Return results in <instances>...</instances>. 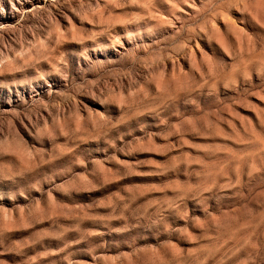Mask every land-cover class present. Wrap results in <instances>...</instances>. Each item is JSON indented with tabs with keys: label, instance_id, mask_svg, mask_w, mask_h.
<instances>
[{
	"label": "rangeland",
	"instance_id": "obj_1",
	"mask_svg": "<svg viewBox=\"0 0 264 264\" xmlns=\"http://www.w3.org/2000/svg\"><path fill=\"white\" fill-rule=\"evenodd\" d=\"M0 264H264V0H0Z\"/></svg>",
	"mask_w": 264,
	"mask_h": 264
}]
</instances>
